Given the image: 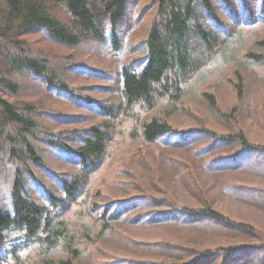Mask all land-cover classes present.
Returning a JSON list of instances; mask_svg holds the SVG:
<instances>
[{
	"label": "trees",
	"instance_id": "trees-1",
	"mask_svg": "<svg viewBox=\"0 0 264 264\" xmlns=\"http://www.w3.org/2000/svg\"><path fill=\"white\" fill-rule=\"evenodd\" d=\"M127 3L0 0V161L11 166L0 195V262L8 251L17 258V247L33 244L38 259L32 264H79L102 253L115 227L126 221L124 229L168 226L172 235L175 227L192 226L231 241L205 248L191 236L190 244L155 241L144 251L115 242L114 253L124 256H108L100 264H264L263 234L212 207L206 183L197 177L223 175L217 184L233 197L264 194L235 176L239 169H264V143L253 142L239 121L253 92L235 82L242 107L230 110L228 118L236 124L228 128L226 119L218 131L200 125L178 129L168 120L189 93V81L204 69H217L216 77L224 67L220 62L231 64L225 74L238 71L235 65L253 73L264 68V37H246L264 27V0H152L146 37L132 47L141 53L118 68L104 87H114L115 95L101 103L82 85L76 88V73L103 76L76 64V48L97 53L107 43L115 49ZM31 32L44 34L49 46L30 38ZM59 46L68 50H54ZM61 104L98 119L78 128L76 112ZM155 148L158 163L163 149L183 155L165 156L156 172L120 175L124 170L115 158L117 164L131 158L149 165ZM111 165L119 175L100 178ZM96 179L106 181L108 197ZM179 181L200 194L195 204L174 198ZM13 233L21 236L12 239ZM54 248L66 257L51 254Z\"/></svg>",
	"mask_w": 264,
	"mask_h": 264
},
{
	"label": "rangeland",
	"instance_id": "rangeland-1",
	"mask_svg": "<svg viewBox=\"0 0 264 264\" xmlns=\"http://www.w3.org/2000/svg\"><path fill=\"white\" fill-rule=\"evenodd\" d=\"M123 15L124 18L120 21L118 29V46L115 49H112L107 43H104L105 46H99L97 53L92 51V47L89 49H81L79 52H77L76 48V56L78 54V57H76V64H85L87 68H92L90 69L91 72L103 74L101 79H97V77L88 76L87 73H76V88H78L77 86L82 85L80 88L87 89L92 98L101 103H107L110 101L111 96L115 95L113 93L114 87H112V89H105L104 87L109 86L107 85L109 80H113L114 77H117L116 72L118 68L123 63L130 60L131 57L136 55L139 56L141 53L140 47H137L135 50H133L132 47H135L146 37L150 22L154 15V5L152 4V0H128ZM104 17V14L99 16L100 19ZM30 34V38H38L43 46H49L50 41L47 40L41 32H31ZM253 35H258V38L264 37V27L257 29L254 34H246V37H253ZM247 43L249 45V41ZM51 47L54 46L51 45ZM54 50L67 51L68 49L59 46L55 47ZM220 65L225 68H230L231 66V64H225L223 62H220ZM224 67L220 69L216 77L214 76V73L217 69L208 70L206 68L201 71V74L196 76V78L189 81V86L187 88L189 93L179 105V111L176 114L169 116L168 120L178 129L200 125L218 131L219 128L224 127V124L221 122L225 119L227 121V128L230 127L231 123L236 124L233 120L228 118V114L236 104H239L237 101V92L234 90V84L241 80L244 85V90L252 91L253 95L249 102V110H246L244 114L240 111L239 114L241 119L239 121L247 126L245 130L248 137L253 142L264 143V131H262L264 130V68H258L257 73H253V71L248 68L241 69L238 65H235L233 68H237L238 71L233 74L232 71L229 70L225 74L224 72H226V70ZM22 72L23 71H21V73ZM224 74L225 77L223 78ZM76 90L79 92V89ZM203 93L210 94L212 98L208 99ZM61 105L64 106L65 104ZM65 107H68L71 112H76V127L78 128L87 126L88 123L94 124L98 119V116H95L94 114H92L90 119L84 118V114L89 113L83 109L76 108L72 105H65ZM240 107H242V105H240ZM157 152L158 148H155L153 155L148 154L151 164H154V168H151V164L147 165L141 161L136 160V163L135 160L131 158H124L118 164V157L113 161L116 166L125 171H122L120 175L125 176V174L133 175L134 173L147 174L146 172H156L157 165L164 160L165 156L176 158L177 155H183V153H176L177 151L175 150L163 149V156L161 153H158V160L160 161V163H158L155 158ZM183 162L186 166H189L187 162ZM4 163L0 161L1 196L3 193L1 187L4 186L5 183H9V175L11 172V166L9 164L6 166ZM241 163H244V161ZM115 165H111L106 172H102L105 174L99 175V177L110 181L112 178L111 175H113V177L119 175L115 171L111 172ZM235 172V176L241 179L244 183L253 185L260 190H264V171L254 168H244ZM218 176L223 175L210 174L207 176L200 172L197 176L200 177L201 182L206 183L205 188L203 189H205L204 194L208 198L210 204L212 207L228 215L235 221L245 222L249 225L251 224L254 229H259L260 233L263 234L262 240L264 246V194H261V197L255 198L244 197L241 195L233 197L217 184L223 179V177ZM235 176L231 177V180L235 179ZM228 178H230V176H228ZM96 184L108 197V193H106L107 188L104 187L106 181L101 182L96 179ZM196 196H200V194L187 188L183 182L179 181V184L175 185L174 198L182 204L191 205L195 199L197 200ZM125 222L126 221L115 227L116 230L110 234L111 237L115 238L106 240L108 242L104 244L105 246L103 245L104 249H102V253L99 251L97 254L98 256H85L79 264H100L102 261L106 260L108 256H124V252L121 254L114 253L113 248L115 242L123 247H132V250L144 251L147 249V247H144L146 243L155 241L167 240L170 242H183V244H190V240H188L187 237L191 236H194L197 239L198 246L205 248L223 246L231 241L224 239L219 233L209 232L206 228L195 229L192 226L186 228L175 227L172 235H170L172 230H168V226H158L146 229H136L135 227L124 229ZM18 236H21V233H13L11 235L12 239H16ZM116 244L115 250H119L120 248L116 246ZM249 244L261 246L262 241H252L249 242ZM17 248H20V251L16 252L17 258H13L12 254L8 251L3 254L0 264H32L38 259L35 245L27 244L26 246L21 245ZM51 254L56 257H66L59 248H54L51 251ZM132 257L134 256L132 255ZM141 258H146V256L137 259ZM149 259L153 260V257L149 256ZM111 260H114V258H111ZM72 264H76V260Z\"/></svg>",
	"mask_w": 264,
	"mask_h": 264
}]
</instances>
